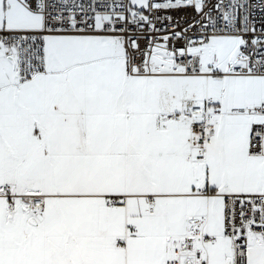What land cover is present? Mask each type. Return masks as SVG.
<instances>
[{"label":"snow or ice","instance_id":"1","mask_svg":"<svg viewBox=\"0 0 264 264\" xmlns=\"http://www.w3.org/2000/svg\"><path fill=\"white\" fill-rule=\"evenodd\" d=\"M0 264H264V0H0Z\"/></svg>","mask_w":264,"mask_h":264}]
</instances>
